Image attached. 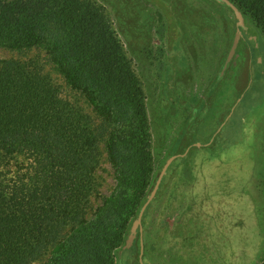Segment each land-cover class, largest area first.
I'll return each mask as SVG.
<instances>
[{"label":"trees","instance_id":"16d2710c","mask_svg":"<svg viewBox=\"0 0 264 264\" xmlns=\"http://www.w3.org/2000/svg\"><path fill=\"white\" fill-rule=\"evenodd\" d=\"M230 1L254 45L264 34V0ZM155 2L172 41L174 18ZM0 47L43 49L75 95L63 96L36 56L0 60V264H120L161 171L146 193L143 88L108 15L97 0H0ZM102 151L115 184L86 217Z\"/></svg>","mask_w":264,"mask_h":264},{"label":"rangeland","instance_id":"374dc122","mask_svg":"<svg viewBox=\"0 0 264 264\" xmlns=\"http://www.w3.org/2000/svg\"><path fill=\"white\" fill-rule=\"evenodd\" d=\"M160 1L174 18L172 41L155 0H97L143 88L152 162L146 193L174 155L120 264H264V34L252 46L240 35L226 61L237 31L227 6ZM35 56L73 100L43 49L0 47V60ZM96 175L86 217L115 184L104 151Z\"/></svg>","mask_w":264,"mask_h":264},{"label":"water","instance_id":"95a60500","mask_svg":"<svg viewBox=\"0 0 264 264\" xmlns=\"http://www.w3.org/2000/svg\"><path fill=\"white\" fill-rule=\"evenodd\" d=\"M219 1H222V2L226 3L233 10L235 18H236L237 31L234 34V38H233L230 50H229V52L227 54V57H226V61H228V60H230V58L232 57V55L235 52L237 43H238V41L240 39V35H241V32L239 31V27L243 26L244 20H243V16H242L241 12L239 11V9L230 0H219ZM173 158H174V155L170 156L166 160V162L164 163V165H163V167L161 169V172L158 175L156 183H155V185H154V187H153V189H152L147 201L143 204V206L141 207V209H140V211H139V213L137 215V218L133 221V223L131 225L130 234H129L128 239H127L128 242H132L133 241V239H134V237L136 235L137 229L141 232V230H142L141 218H142L143 211H144L147 203L155 195V192H156L157 187L159 185V182H160V180L162 178V175L165 173L167 166L173 160ZM140 241H142V238H140ZM140 253H142V243H141Z\"/></svg>","mask_w":264,"mask_h":264}]
</instances>
